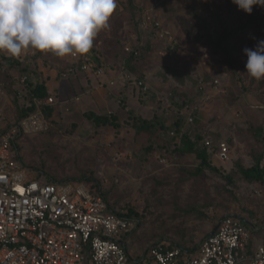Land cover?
<instances>
[{"label": "rangeland", "instance_id": "374dc122", "mask_svg": "<svg viewBox=\"0 0 264 264\" xmlns=\"http://www.w3.org/2000/svg\"><path fill=\"white\" fill-rule=\"evenodd\" d=\"M251 13L262 19L264 7L254 5ZM249 15L232 0H118L109 27L88 53H78L103 63L104 73L96 77L62 75L73 63L70 54L2 52L0 133L15 132L17 156L31 177L83 182L115 210H135L136 228L124 237L133 255L162 242L196 248L227 214L241 217L251 248L264 244V186L246 182L233 167L235 160L253 165L260 153L264 164V145L253 136L264 121V80L247 74L243 52L264 40V18L247 25ZM225 29L242 30L218 47ZM132 50L138 56L131 71L126 58ZM56 73L64 82L49 84L53 113L47 117L36 108L29 116L42 117L43 129L22 131L18 108L29 101L20 78L49 83ZM138 78L147 92L136 86ZM89 109L121 120L133 112L164 126L139 134L129 126H94L83 116ZM179 116L181 133L228 144L230 160L222 163L213 155L211 162L232 175V184L210 169L194 174V154L171 152L179 142L174 133ZM188 251L194 255V249Z\"/></svg>", "mask_w": 264, "mask_h": 264}, {"label": "built area", "instance_id": "2783aa9c", "mask_svg": "<svg viewBox=\"0 0 264 264\" xmlns=\"http://www.w3.org/2000/svg\"><path fill=\"white\" fill-rule=\"evenodd\" d=\"M70 57L73 63L81 60L83 72L104 73L95 60L78 53ZM72 71L70 65L68 72ZM26 79L23 75L20 81ZM137 86L144 92L149 88L142 79ZM48 92L43 102L52 104ZM42 120L37 114L26 117L20 129L42 130ZM14 133H0V264H264V244L251 248L241 217L233 214L216 222L192 256L188 249L164 242L141 255L129 253L124 237L136 228V219L114 211L100 191L83 182L31 177L17 156ZM211 145L209 139L202 142L209 149ZM214 157L222 163L230 160L226 142L217 144Z\"/></svg>", "mask_w": 264, "mask_h": 264}, {"label": "clouds", "instance_id": "9594fccd", "mask_svg": "<svg viewBox=\"0 0 264 264\" xmlns=\"http://www.w3.org/2000/svg\"><path fill=\"white\" fill-rule=\"evenodd\" d=\"M251 13L264 0H232ZM118 0H0V52L19 57L29 50L51 52L57 57L86 54L97 35L109 27ZM245 70L264 80V40L244 48Z\"/></svg>", "mask_w": 264, "mask_h": 264}, {"label": "trees", "instance_id": "16d2710c", "mask_svg": "<svg viewBox=\"0 0 264 264\" xmlns=\"http://www.w3.org/2000/svg\"><path fill=\"white\" fill-rule=\"evenodd\" d=\"M264 18V15L262 19ZM262 19L258 16L257 14H252L250 13L249 15V24H255L258 25ZM160 25H156L155 22L153 24V27L158 28ZM242 29H237V30H228L225 29L222 34H220V37L217 41V46L221 47L224 42L228 41L231 38L238 37L241 33ZM138 56L137 51L132 50L129 52V55L126 58V66L129 68L131 71L134 70V65H133V60L136 59ZM3 57V55H2ZM97 59V58H96ZM99 65L104 68V65L101 61H98ZM3 61L0 63V70L3 65ZM80 64L81 60L77 63H71V65L74 67V71L68 72V68L65 69V72L67 74L71 73H84L80 69ZM29 67L25 65L24 69H28ZM63 72V71H62ZM63 72V73H65ZM62 73V75H63ZM66 74V75H67ZM92 77H96L95 74L89 73L87 74ZM61 76V73H60ZM135 80V84L137 86V80ZM27 84V91L24 94L25 97H27L29 101V105L27 106H22L18 108V119H24L28 117L33 111H35L36 108H39L47 117H49L53 111L54 108L52 104H45L43 100L48 96L49 90L46 85V82L39 81V82H29L28 77L25 81ZM138 87V86H137ZM139 88V87H138ZM139 90H141L139 88ZM142 91V90H141ZM18 97L15 96V101L17 100ZM182 105V103H181ZM83 116L91 121L94 126H113L114 128H119L121 126H129L131 127L136 134L146 132V133H153L155 131V128L157 125L163 127L164 125L161 124V122H158V120H155V118H146L141 115H137L133 112H130L128 116L124 119H120L116 114H109L105 115L102 113H98L94 110H86L83 112ZM182 116H179L178 119L176 120V127H175V135L179 137V142H175L174 148L171 150L172 153H181V154H194L196 159L198 160V164L195 167L194 174L200 175L203 174L205 169H210L211 171L215 172L216 174L220 175L228 184H232L233 178L232 175L229 172H224L220 167L215 166L211 162V158L214 155L217 144L213 143L212 141V147L210 149L206 146H199V142H202L203 135L197 133V134H190V133H181V127H182ZM253 136L255 139L258 141H261V143L264 145V121L260 126H256L255 130L253 131ZM16 147V146H15ZM263 160V154L260 153L256 155V159L254 160L253 165L249 167L243 166L239 160L234 161L233 167L238 171L240 176L248 183H257L261 184L264 186V164H262ZM53 180V179H52ZM58 181V180H55ZM67 181V180H65ZM105 198V196H103ZM106 199V198H105ZM107 200V199H106ZM108 201V200H107ZM110 204V203H109ZM110 207L114 210L117 211L118 213L127 215L132 217L133 215H136L137 212L133 210L132 208H128L126 211H120V210H115L113 205L110 204ZM239 216V215H237ZM211 232V231H210ZM209 232V233H210ZM208 233V234H209ZM207 235V234H206ZM170 247L173 246H181L186 249H195V248H190L186 247L182 244L179 243H174V244H169ZM197 247V246H196Z\"/></svg>", "mask_w": 264, "mask_h": 264}, {"label": "crops", "instance_id": "0c3cea01", "mask_svg": "<svg viewBox=\"0 0 264 264\" xmlns=\"http://www.w3.org/2000/svg\"><path fill=\"white\" fill-rule=\"evenodd\" d=\"M58 73H56V76H54V77H50V79H49V83H46V85H47V87H48V90L50 91V87H49V84H50V86L52 85H54L55 87L57 86V87H60V86H62V84H63V82L64 81H60L61 79H59L60 77L57 75ZM86 74V73H85ZM87 75V74H86ZM87 76H89V75H87ZM59 79V80H58ZM74 81V79L72 80V82ZM51 92V91H50ZM73 99V98H72ZM75 99H78V97L76 96L75 97ZM104 114V113H103ZM106 115V114H105Z\"/></svg>", "mask_w": 264, "mask_h": 264}]
</instances>
